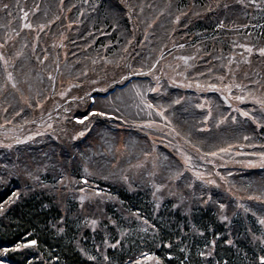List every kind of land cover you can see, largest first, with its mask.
Listing matches in <instances>:
<instances>
[{"label": "rangeland", "instance_id": "374dc122", "mask_svg": "<svg viewBox=\"0 0 264 264\" xmlns=\"http://www.w3.org/2000/svg\"><path fill=\"white\" fill-rule=\"evenodd\" d=\"M65 1L0 0V95L5 90L8 92L5 106L0 99L1 172L8 177L15 173L24 179L23 184H29L25 188L27 192L37 183L53 197L63 214L72 213L71 216L80 219L93 236L101 231L104 236L102 244L97 236L96 240L87 236L97 255L105 253L108 240V233L100 229L102 221L107 218L104 209L109 205L118 208L119 203L101 185L105 176L92 167L88 168L84 162L80 168L85 171L75 169L78 159L73 143L75 140L83 143V138L90 133L93 136L91 148L97 147L98 143L100 146L113 144L114 154L108 155L113 162V174L120 177V181L122 178L134 181L140 188L147 182L157 184L158 194L152 187V195L157 200L170 198L178 206H184L182 200L187 198L184 197L187 188L191 190L188 197L205 198L217 205L221 214H255L257 209L263 212L264 153L257 152L253 145L240 147L234 144L206 154L187 149L166 112L167 106L159 98L165 84L162 74L166 76L170 74L169 68L173 70L171 55L169 59L164 56L159 62L154 53L144 48L138 53L133 46L137 39L132 33L140 22H146V27L151 26L149 32L154 31L152 25L155 21L161 22L158 18L160 2L105 1L100 13L104 15L108 9L114 14L111 28L120 32L123 40V46L111 54L96 41L111 31L110 26L99 22V27L93 28L95 20L102 15H86V10L91 7L97 13V6L103 2L67 0L70 4H65ZM51 9L56 15L53 14L48 21L44 18ZM74 9L76 14L73 13L71 18ZM121 16L126 17L124 22ZM52 21L54 25H51ZM122 23L128 24V32ZM87 28L93 35L88 36L90 41L82 44L80 34ZM149 42L145 40L143 44L147 46ZM90 44L95 47L91 48ZM150 47L148 44L147 49ZM69 55L71 59L63 65ZM195 73L194 77L198 79H184V72L174 77L185 81L183 93L186 86L193 88L194 95L182 99L183 107H191L193 113L194 106L202 108L206 112L201 118L203 127L210 124L209 118L214 112H221L219 107L210 108L206 90L213 87L229 95L227 116L232 121H235L238 109L242 116L246 113L253 116L250 112L256 108L264 112V89L249 92L246 84L239 80L231 82V78L217 77L211 82L209 77L201 76L202 73ZM94 85L95 89H92ZM232 86H235L233 90ZM164 93L167 96L172 94L169 90ZM239 99L249 102L250 108L238 106ZM7 107L13 112L6 118ZM221 116H218L219 120L224 118ZM97 121L106 123L110 131L95 126ZM115 134L117 139L114 140L112 135ZM169 152L181 162L182 174L178 177ZM55 156L58 162L53 160ZM40 160V166H43L40 170L28 168L33 163L39 164ZM244 172L248 176L241 175ZM109 178L114 179L110 175ZM120 211L123 218L138 222L135 213L126 215L125 211ZM1 258L0 255V264H6ZM126 262L159 264L150 252H142ZM259 264H264V258H260Z\"/></svg>", "mask_w": 264, "mask_h": 264}, {"label": "trees", "instance_id": "16d2710c", "mask_svg": "<svg viewBox=\"0 0 264 264\" xmlns=\"http://www.w3.org/2000/svg\"><path fill=\"white\" fill-rule=\"evenodd\" d=\"M105 1L110 0H101L100 3H103L97 6V13L93 7L88 8L86 15H102L100 10H104ZM158 2L161 12L158 18L161 22L151 24L154 31L150 32L148 29L151 26L146 27V22H140L132 33L137 39L133 46H136L138 53L143 48L154 53L159 62L164 56L169 59L171 55L170 66L175 72L169 68L170 74H162L165 84L159 98L167 106L166 112L177 127V135L184 146L196 154H206L231 144L240 147L253 145L257 152L264 153V112L261 109L251 111L253 116H242L238 109L235 121H232L227 116L230 102L226 100L229 95L218 88H209L206 93L211 110L219 107L222 113L214 112L213 117L209 118L210 124L203 127L201 118L206 112L193 104L194 113L191 107L188 110L183 107L182 99L187 98V95L193 96V88L186 86L183 93L185 81L176 78L184 72V79H198L194 77L195 72H198L202 73L201 76L209 77L211 82L217 77L231 78V82L239 80L246 84L245 88L249 92L264 89V54H261L264 49V0ZM68 3L66 0L65 4ZM74 11L76 9L71 12V18L74 17ZM53 14L55 16L56 11L51 9L44 19L49 21ZM113 15L107 9V13L93 24V28H98L99 22L110 26L111 31L96 41L98 46L104 45L105 52L111 54L123 42L120 32L111 28ZM121 17L124 22L126 17ZM51 25H54L53 21ZM121 25L128 32V24ZM88 31L89 28L80 34V43L90 41L88 36L93 34ZM145 40L150 41V49H147L148 44H143ZM90 47L95 46L90 44ZM69 58L71 55L65 58L63 65L68 63ZM11 89L9 91L12 93ZM92 89H95V85ZM164 90L171 91V96H167ZM6 91L0 95L3 105L5 95H8ZM233 97L237 98L236 95ZM238 101V106L250 108L249 102ZM12 112L7 107L5 117H10ZM220 114L224 117L221 120L218 117ZM214 120L216 123H212ZM105 124L95 122V126L110 131ZM115 137L117 139L116 134L112 135L114 140ZM92 138L90 133L83 138V143L74 141L77 151L75 157L78 159L75 169L77 172L85 171L80 168L84 162L88 168L92 167L105 176L104 181H98L119 203L118 208L109 205L104 209L107 218L102 221L100 229L108 233L105 253L97 255L94 244L87 238L96 240L97 236L102 244L104 236L101 231L93 236L80 219L71 216L72 213L68 211L63 214L42 186L33 184L27 192L25 188L29 184H23L24 179L18 178L15 173H10L8 177L0 169V255L6 264H126V261L134 260L142 252H150L159 264H259L260 258H264V203H260L263 212L257 209L255 214L244 215L239 212L231 215L221 214L218 206L207 202L205 198L188 197L191 190L187 188L184 191V197L186 195L187 198L182 200L184 206H178L170 198L157 200L152 195V187L156 194L159 192L157 184L147 182L140 188L134 181L124 178L120 181V177L111 171L113 162L108 159V155L114 154L113 144L103 143L100 146L98 143L97 147L91 148ZM168 155L178 177L182 174L181 162L171 152ZM43 160L28 168L40 170L43 167L40 166L41 161L45 162ZM53 160L58 162L56 156ZM109 175L114 179L109 178ZM241 175L248 176L245 172ZM180 183L184 187L185 184ZM121 209L126 215L135 213L138 222L123 218Z\"/></svg>", "mask_w": 264, "mask_h": 264}, {"label": "snow or ice", "instance_id": "6c2138e0", "mask_svg": "<svg viewBox=\"0 0 264 264\" xmlns=\"http://www.w3.org/2000/svg\"><path fill=\"white\" fill-rule=\"evenodd\" d=\"M5 7H6V6H5ZM249 51H250V50H249ZM261 54H264V49L261 50ZM245 115H247V113H246Z\"/></svg>", "mask_w": 264, "mask_h": 264}]
</instances>
